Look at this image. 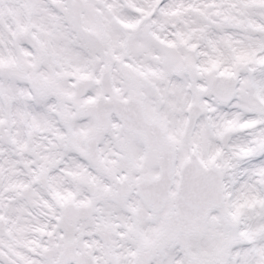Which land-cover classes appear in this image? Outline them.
Wrapping results in <instances>:
<instances>
[{
    "label": "snow or ice",
    "instance_id": "snow-or-ice-1",
    "mask_svg": "<svg viewBox=\"0 0 264 264\" xmlns=\"http://www.w3.org/2000/svg\"><path fill=\"white\" fill-rule=\"evenodd\" d=\"M0 264H264V0H0Z\"/></svg>",
    "mask_w": 264,
    "mask_h": 264
}]
</instances>
